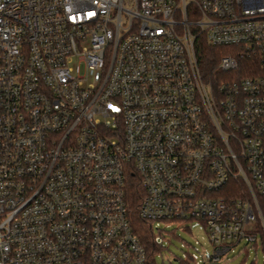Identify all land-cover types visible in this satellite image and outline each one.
Segmentation results:
<instances>
[{
  "label": "built area",
  "instance_id": "2783aa9c",
  "mask_svg": "<svg viewBox=\"0 0 264 264\" xmlns=\"http://www.w3.org/2000/svg\"><path fill=\"white\" fill-rule=\"evenodd\" d=\"M133 179L157 245L199 220L194 264L262 248L264 0H0V264H147Z\"/></svg>",
  "mask_w": 264,
  "mask_h": 264
},
{
  "label": "rangeland",
  "instance_id": "374dc122",
  "mask_svg": "<svg viewBox=\"0 0 264 264\" xmlns=\"http://www.w3.org/2000/svg\"><path fill=\"white\" fill-rule=\"evenodd\" d=\"M234 75V72L224 73L219 78L230 79ZM89 80L95 84L98 83V72H90ZM159 225L163 229V245L154 256L155 264H194L189 257L191 253L211 249L206 228L199 220H188L180 225L169 226L161 222ZM217 264H264V251L259 245L255 248L241 241Z\"/></svg>",
  "mask_w": 264,
  "mask_h": 264
},
{
  "label": "trees",
  "instance_id": "16d2710c",
  "mask_svg": "<svg viewBox=\"0 0 264 264\" xmlns=\"http://www.w3.org/2000/svg\"><path fill=\"white\" fill-rule=\"evenodd\" d=\"M228 54V47L224 46H210L204 40L196 43V58L198 67L205 80L216 82L219 76L218 61L223 56ZM250 60L242 62V67L247 68ZM232 184V183H231ZM223 193V191L221 192ZM227 194V193H226ZM126 196L131 206V223L135 233L143 245L146 256L147 264H155L154 256L160 250V245H157L154 238V231L151 223L140 218L137 212L138 201L141 197L140 184L137 179L130 180L126 188ZM262 249L264 251V241L261 240Z\"/></svg>",
  "mask_w": 264,
  "mask_h": 264
}]
</instances>
